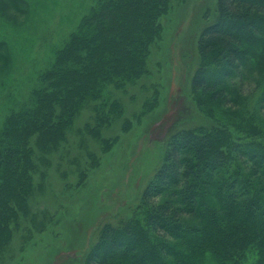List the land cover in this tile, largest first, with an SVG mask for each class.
<instances>
[{
	"label": "trees",
	"instance_id": "obj_1",
	"mask_svg": "<svg viewBox=\"0 0 264 264\" xmlns=\"http://www.w3.org/2000/svg\"><path fill=\"white\" fill-rule=\"evenodd\" d=\"M171 2L94 0L39 74L29 107L5 118L0 247L28 215L38 162L57 151L80 113H92L96 139L120 118L115 92L146 75ZM4 46L0 63L7 65ZM197 47L201 63L191 85L198 104L226 108L232 128L175 130L133 216L103 224L85 264H264V127L254 108L238 106L243 98L235 89L248 68L264 71V0H216ZM257 101L264 108V89Z\"/></svg>",
	"mask_w": 264,
	"mask_h": 264
},
{
	"label": "rangeland",
	"instance_id": "obj_2",
	"mask_svg": "<svg viewBox=\"0 0 264 264\" xmlns=\"http://www.w3.org/2000/svg\"><path fill=\"white\" fill-rule=\"evenodd\" d=\"M17 1L0 0V42L9 57L7 65L0 63V128L10 113L29 107L39 74L94 3ZM215 14L216 0H172L160 19L162 32L151 47L146 75L115 92L120 118L98 130L96 139L90 133L93 115L83 111L57 151L38 162L28 215L0 247V264H85L103 224L133 216L175 130L223 123L232 128L227 109L203 100L199 105L191 85L201 63L198 38ZM245 73L246 79L235 80L243 98L238 106L254 108L264 127L257 101L264 71L252 67Z\"/></svg>",
	"mask_w": 264,
	"mask_h": 264
}]
</instances>
